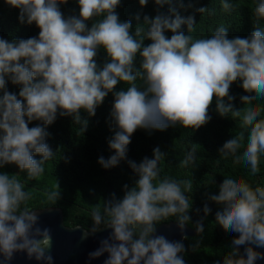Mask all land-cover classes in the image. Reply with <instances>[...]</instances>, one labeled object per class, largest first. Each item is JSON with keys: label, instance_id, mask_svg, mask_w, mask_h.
<instances>
[{"label": "clouds", "instance_id": "9594fccd", "mask_svg": "<svg viewBox=\"0 0 264 264\" xmlns=\"http://www.w3.org/2000/svg\"><path fill=\"white\" fill-rule=\"evenodd\" d=\"M4 2L19 10L21 24H35L39 34L19 40L0 38V169L15 165L29 178L42 174L44 163L54 155L47 143V126L58 116L72 117L85 131L89 121L82 118L81 109L94 117L112 93L109 117L114 135L108 146L114 154L107 159L100 156L98 163L109 169L126 160L136 179L123 185L122 198L113 193L102 208L92 211V225L82 228L81 239L104 229L111 231L89 252L88 260L107 254L103 264H186L183 239L169 240L157 234L155 225L178 216L176 225L184 232L191 220L185 193L192 191V184L160 177L159 163L166 153L159 146L153 149L152 158L137 163L127 158L128 145L137 129L164 131L177 124L199 129L211 120L209 108L215 100L221 117L231 113L240 118L243 112L244 129L225 141L218 153L250 165L255 175L264 154L262 110L236 109L230 87L239 81L248 93L239 97L242 105L264 100V29L257 26L248 37L229 38V29L221 25L210 37L194 39L189 34L196 24L194 16L183 17L171 6L167 14L160 11L170 0H154L157 14L153 17L143 15L141 20L137 13L134 31L132 22L121 21L116 12L121 0H77L79 15L68 17L60 10L67 0ZM148 2L139 0V5ZM221 7L230 12L235 5L222 0ZM195 11L214 14L208 7ZM253 14L257 21L264 19V0H258ZM94 17L102 18L89 28L86 22ZM182 26L187 27V34ZM146 40L151 43L145 45ZM101 47L107 57L102 66L96 59ZM138 78L143 88L136 86ZM9 81L19 86L18 95L8 90ZM120 82L130 86L117 91ZM33 121L40 123L29 127ZM245 133L246 145L242 144ZM63 159L67 162L69 158ZM195 159L190 150L181 164L187 167ZM47 197L56 201L61 193L52 191ZM30 198L19 180L0 172V264H11L17 253L38 264H53L52 230L39 226L37 211L21 207ZM207 199L221 205L215 222L226 232L238 234L223 264H256L264 259V252L256 250L264 248V187L227 178L219 193ZM202 211L208 216L212 210L205 203ZM202 221L195 223L196 232L204 231Z\"/></svg>", "mask_w": 264, "mask_h": 264}, {"label": "trees", "instance_id": "16d2710c", "mask_svg": "<svg viewBox=\"0 0 264 264\" xmlns=\"http://www.w3.org/2000/svg\"><path fill=\"white\" fill-rule=\"evenodd\" d=\"M235 5L234 10L226 12L222 9V0H170V5L160 9L165 14L168 8L174 7L183 17L194 16L195 25L189 33L194 39L208 38L215 29L221 25L228 28L229 38L248 37L254 27L264 29V19L257 21L253 9L258 0H230ZM191 4L192 7L188 5ZM198 7H208L214 10L213 15L197 13ZM60 10L65 17L79 15L77 0H67L60 4ZM121 21H131L133 31L136 26L134 16L137 13L153 17L157 14V6L154 0H149L144 7L139 5V0H121L116 9ZM19 10L8 6L4 0H0V38L4 39H27L38 37L39 29L35 24H21ZM102 17H94L87 21L90 28L92 23ZM147 27V25H143ZM187 34V27L182 26ZM166 35L170 38L172 33ZM151 43L146 40L145 45ZM97 63L103 65L106 62V52L101 47L96 57ZM141 58L137 55L136 65L139 67ZM137 87L143 88L144 82L139 78L135 81ZM129 82H120L116 90L127 89ZM10 92L18 95L19 86L7 83ZM230 95L236 97L233 101L236 109L248 107L261 109V119H264V100L253 101L251 104L240 103L241 95H248L240 86V82H234L230 87ZM112 93L105 98L103 104L96 110L94 117H88L81 109V116L88 119V127L84 131L81 124L75 122L72 117L58 116L56 121L47 126L50 133L47 143L54 151L52 158L47 160L43 167L44 172L35 178H29L26 172H20L17 166L7 165L0 172H7L24 185L25 191L30 193V199L21 205L28 210L59 207L63 210L64 222L67 226H82L90 228L92 225L91 213L97 208L103 207L104 200L109 199L113 193L117 198L123 196V185H131L136 179L126 160L117 166L104 169L98 159H105L114 154L109 149L108 140L114 135L110 125L109 113L113 104ZM215 100L209 108L211 120L197 130L191 127H183L179 124L169 127L164 131L137 129L131 137L128 145L127 158L139 163L144 157L152 158L153 149L160 147L166 156L159 163L160 177L170 178L177 181L186 180L191 182L192 191L186 192L189 202V215L191 220L188 226L195 229V223L203 218L204 231L198 232L195 237H187L183 240L186 252L182 253L186 264H223L225 256L232 250L231 241L236 233L226 232L215 222V213L221 209V205L209 201V194H218L219 186L223 179L232 178L238 182H246L253 188L264 187V154L259 158V171L254 175L250 165L241 161L234 162V157H223L218 149L231 137H237L244 129L241 127V117L237 118L228 113L221 117L215 110ZM33 121L29 127L39 124ZM247 143V133L242 144ZM195 152V163L187 167L181 164L185 155L190 151ZM243 148L238 152L242 153ZM63 156L68 157L66 162ZM37 159L40 157L37 156ZM18 174V175H17ZM59 184V187L57 185ZM59 191L61 198L56 201L48 200L47 194ZM211 208V213L204 216L202 211L204 204ZM196 209L201 211L197 212ZM178 216H169L167 219L156 222V227L176 222ZM103 227V225H102ZM138 231V230H137Z\"/></svg>", "mask_w": 264, "mask_h": 264}, {"label": "water", "instance_id": "95a60500", "mask_svg": "<svg viewBox=\"0 0 264 264\" xmlns=\"http://www.w3.org/2000/svg\"><path fill=\"white\" fill-rule=\"evenodd\" d=\"M39 216V226L48 227L52 230V248L53 264H103L106 255L95 260H88L89 252L99 246L102 238L108 236L111 229H104L87 239H81L83 231L82 226L70 227L64 222L63 210L59 207H48L36 209ZM79 227V228H78ZM198 232L186 225L182 233L176 225V222L162 224L157 227V234L165 235L169 240L180 241L187 237H195ZM238 234H236L237 236ZM241 246L240 251L243 252ZM257 251L264 252V248H258ZM11 264H38L37 261L29 260L26 254L17 253ZM256 264H264V259L257 260Z\"/></svg>", "mask_w": 264, "mask_h": 264}]
</instances>
